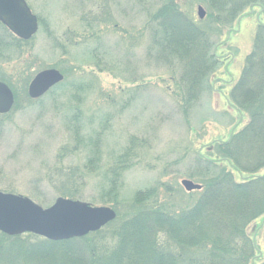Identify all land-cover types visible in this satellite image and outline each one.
Here are the masks:
<instances>
[{"label": "rangeland", "instance_id": "obj_1", "mask_svg": "<svg viewBox=\"0 0 264 264\" xmlns=\"http://www.w3.org/2000/svg\"><path fill=\"white\" fill-rule=\"evenodd\" d=\"M26 2L40 22L30 41L0 23V82L16 94L12 111L0 115V192L43 208L58 198L82 201L112 208L117 217L86 238L53 245L34 234L0 233V264H119L114 256L127 243L135 244L126 255L135 262L124 264H155L139 217L156 209L165 213L160 216L190 210L196 196L182 182L209 179L192 163L194 153L209 156L216 141H228L248 123L229 105V95L264 26V2L223 26L211 17L208 0ZM168 13L210 35L218 60L209 77L212 90L189 115L182 110L181 62L153 49L147 30L148 22H164ZM49 69L64 80L31 100L30 83ZM226 166L237 183L251 177ZM130 228L137 237L126 233L122 241ZM246 233L257 248L250 264H264V215Z\"/></svg>", "mask_w": 264, "mask_h": 264}, {"label": "trees", "instance_id": "obj_2", "mask_svg": "<svg viewBox=\"0 0 264 264\" xmlns=\"http://www.w3.org/2000/svg\"><path fill=\"white\" fill-rule=\"evenodd\" d=\"M257 2L264 0H208L211 17L219 18L217 22L222 26L233 24L245 7ZM163 20L147 24L151 47L161 56L169 54L170 60L181 62L182 110L189 115L202 96L212 90L209 77L218 61L212 54L214 44L210 35L200 32L178 14H163ZM229 103L247 116L248 123L228 141H216L209 156L194 153L192 163L195 166L197 163L198 172L203 171L201 176L209 179L202 180L201 191L191 193L196 197L190 210L160 216L165 213L156 209L139 217L143 222L140 227L147 226L149 232L151 228L152 233L157 232L155 238L149 236L148 230L142 234L152 247L148 252L157 257L154 256L158 262L155 264H250L256 255L257 248L246 232L264 215V175H261L264 171V26L257 31L252 53L230 92ZM127 154L126 150L124 156ZM226 163L241 175L251 177L247 182L237 183ZM144 197L150 199L151 193ZM132 231L133 228L124 231L122 241L126 233L134 235ZM47 242L48 245L59 243ZM126 247L127 250H118L114 256L119 264L126 263V255L136 250L134 243H127ZM136 253L147 261L145 252ZM128 261L135 262L133 258Z\"/></svg>", "mask_w": 264, "mask_h": 264}, {"label": "water", "instance_id": "obj_3", "mask_svg": "<svg viewBox=\"0 0 264 264\" xmlns=\"http://www.w3.org/2000/svg\"><path fill=\"white\" fill-rule=\"evenodd\" d=\"M198 17L205 18L202 7L198 8ZM0 22L24 41L31 40L39 30V20L26 0H0ZM63 80L56 69L42 71L30 83L28 95L38 100ZM14 103L12 90L0 82V114H8ZM182 186L189 193L202 189L190 180H184ZM116 217L112 208L93 207L82 201L58 198L53 206L43 208L29 198L0 192V232L8 236L31 233L50 241H67L98 232Z\"/></svg>", "mask_w": 264, "mask_h": 264}, {"label": "flooded vegetation", "instance_id": "obj_4", "mask_svg": "<svg viewBox=\"0 0 264 264\" xmlns=\"http://www.w3.org/2000/svg\"><path fill=\"white\" fill-rule=\"evenodd\" d=\"M11 90H12V88H10ZM12 92H13V94H14V98H15V100H16V94H15V92L12 90Z\"/></svg>", "mask_w": 264, "mask_h": 264}]
</instances>
